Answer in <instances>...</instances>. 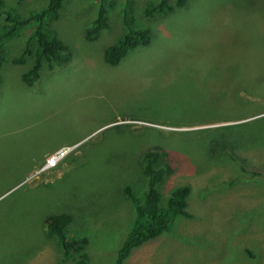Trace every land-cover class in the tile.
I'll list each match as a JSON object with an SVG mask.
<instances>
[{
    "label": "rangeland",
    "instance_id": "1",
    "mask_svg": "<svg viewBox=\"0 0 264 264\" xmlns=\"http://www.w3.org/2000/svg\"><path fill=\"white\" fill-rule=\"evenodd\" d=\"M10 3L26 13L48 0ZM120 3L89 40L98 0H65L51 23L71 58L53 70L45 62L32 84L22 74L33 56L11 61L31 29L7 43L0 264H79L47 234L48 219L64 211L74 216L69 234L89 238L88 264H120L118 250L136 217L123 187L148 186L135 160L157 147L185 156L161 192L166 198L189 185L194 217H175L169 231L122 264H264V0H188L152 19L141 16L137 0L151 42L111 65L105 48L125 32ZM231 142L245 159L218 154ZM59 150L65 153L56 157Z\"/></svg>",
    "mask_w": 264,
    "mask_h": 264
},
{
    "label": "trees",
    "instance_id": "2",
    "mask_svg": "<svg viewBox=\"0 0 264 264\" xmlns=\"http://www.w3.org/2000/svg\"><path fill=\"white\" fill-rule=\"evenodd\" d=\"M19 4L28 0H15ZM47 1V0H46ZM137 0H121L122 23L125 32L122 33L115 43L105 48L104 60L111 65H117L129 53V51L138 45H148L151 42L152 34L148 27L140 24V12ZM188 0H140L141 16L145 18H155L174 11L176 7H182ZM11 0H0V81L1 67L7 59V43L15 39L24 29L30 28L25 48L20 55L11 59L13 63H26L27 56H33L32 65L22 74V78L28 84L34 83L40 77L41 69L44 63L53 70L55 66L66 64L71 58L69 46L58 35L56 29L52 26L60 16V9L65 0H48V3L32 7V10L21 13L10 3ZM98 11L96 17L90 24L85 34L89 40L98 38L102 29L108 27L109 9L115 8L118 0H98ZM42 6V7H41ZM40 7V8H38ZM117 8L114 9V13ZM210 149V147H208ZM143 152V151H142ZM221 157L230 155L232 160L242 161L239 151L231 143H226L218 149ZM225 155V156H224ZM176 151L151 148L142 153L141 159H136L143 167V175L148 178V186L143 187L141 192L130 185L123 187L126 196L136 206V217H134L131 228L127 233L120 249L118 250L117 261L122 264L133 251L139 247L161 236L171 229L172 223L177 216H186L188 218L194 215L188 211V196L190 195V186L182 184L174 187L166 198L161 192V188L167 177L175 170H179V163H184L185 156ZM240 156V157H238ZM166 159L165 167L160 164L161 159ZM178 163V165L174 164ZM245 172H249L245 163L242 165ZM168 171V172H166ZM196 171V170H194ZM178 172V171H177ZM189 172L188 174H192ZM256 173L261 174L259 171ZM252 175L255 173L252 172ZM74 218L71 212L54 213L48 219L47 234L54 236L65 255L66 259L73 256L79 264H88L89 256L85 252L89 243L86 235L69 234L68 226ZM73 232V231H72ZM74 234V233H73Z\"/></svg>",
    "mask_w": 264,
    "mask_h": 264
},
{
    "label": "built area",
    "instance_id": "3",
    "mask_svg": "<svg viewBox=\"0 0 264 264\" xmlns=\"http://www.w3.org/2000/svg\"><path fill=\"white\" fill-rule=\"evenodd\" d=\"M57 153H59V154L56 157H60L61 155H63V153H65V150H59ZM54 159L55 158L52 157L51 160L50 159L49 160L53 163ZM48 165H50V164L48 163Z\"/></svg>",
    "mask_w": 264,
    "mask_h": 264
},
{
    "label": "clouds",
    "instance_id": "4",
    "mask_svg": "<svg viewBox=\"0 0 264 264\" xmlns=\"http://www.w3.org/2000/svg\"><path fill=\"white\" fill-rule=\"evenodd\" d=\"M46 162V161H45Z\"/></svg>",
    "mask_w": 264,
    "mask_h": 264
}]
</instances>
